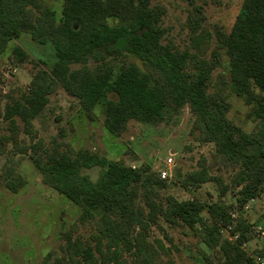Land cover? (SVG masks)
Returning <instances> with one entry per match:
<instances>
[{
	"label": "trees",
	"instance_id": "trees-1",
	"mask_svg": "<svg viewBox=\"0 0 264 264\" xmlns=\"http://www.w3.org/2000/svg\"><path fill=\"white\" fill-rule=\"evenodd\" d=\"M40 7L41 0H0V52L28 30L41 43L51 41L56 55L52 64L41 60L46 70L35 75L22 99L6 107L4 116L10 124L19 116L25 133L33 136L32 118L59 86L78 95L89 111L104 102L105 126L113 134L123 131L131 119L157 123L173 104L189 103L194 112L192 132L198 133L200 141L213 142L215 158L236 169L217 200L206 205L205 221V206L198 202L169 197L163 207L161 190L167 184L149 166H127L82 148L63 151L44 163L37 154L42 147L38 140L30 158L44 182L82 205L81 222L88 221L96 230L94 243L64 231L61 254L54 257V264H127L125 253L132 264H157L158 247L148 237L159 216L193 229L200 224L202 242L209 249L218 248L225 264H257L254 256L264 258V247L253 254L242 248L251 239L252 223L242 215L234 220L230 214L264 191V0H244L231 29L219 34L220 47L229 58L232 90L251 106L250 115L261 121L251 132L227 116L230 103L221 91L208 90L214 62L205 58L209 44L197 32L199 19L193 20L196 34L191 45L195 51H191L164 41L166 30L161 21L166 9L152 6L151 0H64L59 26L48 10L37 16L35 9ZM13 54L18 61L28 56L22 45H15ZM128 54L141 65L128 60ZM92 57L99 62L93 70L71 69L73 64H87ZM23 149L27 152L30 147ZM93 166L105 168L98 182L81 174ZM210 179L202 164L193 184L199 187ZM3 183L17 193L27 181L9 167ZM228 190L234 191L235 203L224 199ZM141 193L149 208L147 214L137 204ZM227 227L236 240L224 238ZM51 255H46L44 263Z\"/></svg>",
	"mask_w": 264,
	"mask_h": 264
},
{
	"label": "rangeland",
	"instance_id": "rangeland-1",
	"mask_svg": "<svg viewBox=\"0 0 264 264\" xmlns=\"http://www.w3.org/2000/svg\"><path fill=\"white\" fill-rule=\"evenodd\" d=\"M243 1L151 0V5L165 7L161 21L166 30L164 41L171 42L180 50L195 51L191 39L196 33L192 27L196 24L193 20L199 19L201 25L197 32L209 44L205 58L214 62L208 90L221 91L230 103L227 116L251 132L261 121L250 115L251 106L232 90L229 58L219 43V34L231 29ZM63 6L64 0H41L40 10L35 9L36 15L41 16L48 10L59 26L63 21ZM201 12L203 18H200ZM38 38L31 31H21L20 37L10 40L6 49L0 52V264H46L44 260L50 252L52 255L47 264H54V257L61 254L64 231H70L75 238L80 236L92 243L95 241V228L88 221L81 222L82 205L68 200L46 184L35 167L30 153L38 140H42V147L37 149V154L44 163L63 151L82 148L106 159L121 160L127 166H149L162 178L161 171L167 168L168 158H172L175 164L170 166L171 176L164 179L167 187L161 190L163 207L166 208L169 197L195 201L205 206L202 214L208 221L206 205L217 200L223 186L231 183L236 169L220 157L215 158L213 142L200 141L198 133L192 132L194 112L189 103L173 104L174 108L157 123L131 119L123 131L113 134L105 126L104 102L96 103L89 111L78 95L59 86L48 95L47 104L32 118L33 136L25 133L24 122L19 116H15V123L10 124L11 121L4 116L6 107L22 99L35 75L46 70L47 66L41 60L48 64L56 60L53 43H41ZM15 45H22L27 50L28 56L24 61L15 58ZM127 58L141 65V61L130 54ZM98 63L92 57L87 64H73L71 69L93 70ZM26 146L30 149L24 152ZM202 164L211 179L198 187L193 184V177ZM9 167L27 181L17 193L6 189L3 183ZM104 171V167L93 166L84 168L81 174L98 182ZM234 195V191L228 190L224 199L235 203ZM137 204L145 214L148 213L142 193ZM233 212L237 217L245 216L252 223L251 239L243 243L242 248L249 254L262 249L264 238L258 230H264V191L242 210ZM196 227L197 230L181 222L170 223L159 216L148 237L158 247L157 264H225L223 253L218 248L209 249L199 235L200 224ZM223 236L229 240L237 238L230 235L228 227ZM254 257L257 259L258 256ZM124 258L127 264H132L128 253Z\"/></svg>",
	"mask_w": 264,
	"mask_h": 264
},
{
	"label": "built area",
	"instance_id": "built-area-1",
	"mask_svg": "<svg viewBox=\"0 0 264 264\" xmlns=\"http://www.w3.org/2000/svg\"><path fill=\"white\" fill-rule=\"evenodd\" d=\"M174 164H175V162L173 161V159L172 158H168V160H167V168L161 171L162 179H166V178H169L171 176L170 166L174 165ZM230 214H231V217H233L234 219L237 218V215L233 211H231ZM258 234L264 238V230L263 229L259 228ZM256 263L257 264H264V258L263 257H257Z\"/></svg>",
	"mask_w": 264,
	"mask_h": 264
}]
</instances>
